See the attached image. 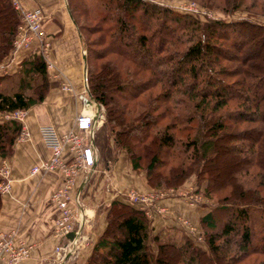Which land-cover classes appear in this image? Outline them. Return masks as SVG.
<instances>
[{
    "label": "trees",
    "instance_id": "16d2710c",
    "mask_svg": "<svg viewBox=\"0 0 264 264\" xmlns=\"http://www.w3.org/2000/svg\"><path fill=\"white\" fill-rule=\"evenodd\" d=\"M222 1L226 15L249 2L246 8L264 18V0ZM98 2L101 11L89 21L103 57L112 58L96 70H89L92 51L74 23L87 96L103 108L107 137L133 171L144 161L148 188H175L194 175L202 193L220 203L200 219L206 250L183 238L179 245L159 241L152 254L144 213L112 200L82 264H264V23L200 22L146 0ZM66 3L72 14L78 11L72 0ZM17 18L8 0H0V62L12 47ZM26 64L24 77L40 79L35 97L22 92V80L24 87L11 95L0 92V113L42 102L44 65ZM18 131L14 121L0 123V158ZM225 212L229 221L218 229L215 221Z\"/></svg>",
    "mask_w": 264,
    "mask_h": 264
},
{
    "label": "crops",
    "instance_id": "0c3cea01",
    "mask_svg": "<svg viewBox=\"0 0 264 264\" xmlns=\"http://www.w3.org/2000/svg\"><path fill=\"white\" fill-rule=\"evenodd\" d=\"M47 1L43 4L44 0H21V4L24 9H39L40 16L45 20V33L55 35L61 33V20L68 22L64 0ZM63 11L65 18L61 16ZM62 26L65 28V23ZM76 38L77 34L70 24L68 29L62 31L61 37L52 42L48 56L55 65L50 74L48 93L40 104L29 108L23 120L29 139L23 144H15V156L10 160V193L0 195V235L13 234L14 240L24 241L31 247L28 257L19 264H57L53 249L59 240L52 231L56 211L49 203L48 196L60 185L61 176L58 172L30 176L29 170L49 156L40 138L39 128L48 125L57 133L73 129L76 116L86 109L75 96L84 92L81 49L79 45H71ZM60 82L70 86L71 92H60ZM94 108L91 106L89 110L94 113ZM92 131L89 144L93 149V165L86 173H80L76 182L83 239L76 253L68 255L59 264H82L86 260L93 243L104 229L105 210L114 199V194L123 195L127 193L126 189L132 188L140 193L152 191L143 185L142 175L137 177L129 171V164L124 163L123 159L111 160L112 150L106 141L102 123L94 122ZM184 204L180 199L155 201V208L164 210L160 214H168L155 219V230L157 227L169 228L174 225L173 220L193 221L194 216L202 214L200 209L191 210Z\"/></svg>",
    "mask_w": 264,
    "mask_h": 264
},
{
    "label": "rangeland",
    "instance_id": "374dc122",
    "mask_svg": "<svg viewBox=\"0 0 264 264\" xmlns=\"http://www.w3.org/2000/svg\"><path fill=\"white\" fill-rule=\"evenodd\" d=\"M15 1L18 4L17 9H15L14 6L11 4V0H8L10 7L13 9V11H15L17 13L18 25L16 26L15 34H14V37H13V40L11 43L12 47H11L10 51L8 52V54L0 62V92L1 93L5 94V95H11L12 93L18 91L19 90L18 85L19 84L21 85L22 80H23L25 83V85H24L25 87L21 85L22 87H24L22 92L25 95H31L33 90H35V88L40 84V79L38 76L33 75V74H30L28 77H24V71L28 68L27 64H26L28 61H31L33 59H39L42 62V64L44 65L45 78H46V88L47 89L45 90V94L43 95V99H44V97L48 93L50 74L54 70V65H55L54 61H52V59L51 60L49 59L48 53L51 52V46H52L53 40L56 39L58 36L61 37L62 31L64 29L65 30L68 29L70 24L77 34L76 41L74 40V43L72 42L71 45L72 46H74V45L80 46L82 63H83V68H84L83 70H85V60H84V54H83V50H82V38L78 32L77 26L80 27L84 39L89 44V50L92 51V54H90V56H89V62H88L89 70L90 69H91V71H93L94 69L96 70L98 66L102 65L107 60H110L112 58L111 56L103 57L104 56V53H103L104 50H103L102 46L97 45L100 42V38H99L100 36L98 35V33H96L94 31V29H95L94 23L89 21V20H91L90 18L96 16L97 11H99V12L101 11V9L99 7L100 4H99L98 0H72V3L70 5L76 4V7L78 5L77 9L80 12L86 11V15H84V16H81L82 13H80L78 11H74L73 12L74 14H72L70 12V8L68 7V4L66 3V0H64L65 13L67 15V21L68 22H66V20H65V22H64V20H61V22H60L61 27L59 29V30H61V33H57L55 35L46 34L44 29H43V26L45 24V20L42 19V17L40 16L41 20L39 21L38 31L36 33L26 32L27 36L29 37V40H28L27 44L23 43L22 45H20L19 48L14 47V41H15L16 35H17L16 31L19 27L24 26V24L22 22L23 12L32 11V10L31 9H24L22 4H21V0H15ZM146 1L149 3L155 4L157 6L167 8L170 11L175 12V13H179L182 15H189V16L195 18L196 20H198L200 22L222 21V22L228 23L231 21H236V20L248 18L252 22H255V23H264V18L262 16L254 14V12H257L258 10H254V9L248 10L246 8L248 6L249 2L242 3L241 6L236 11H234L230 15H226L224 13V11L221 9L222 6H220V5H222V2H223L222 0H146ZM47 2H48L47 0H44L43 4H45ZM224 9H226V8H224ZM61 16H63L65 18L64 11L62 12ZM74 19L76 21L77 26L74 23ZM63 23H65V28L62 26ZM68 41H71V39H69ZM43 44H46L47 48H46L45 53L42 55V45ZM94 54H95V56H94ZM136 79H138V78H136ZM63 84H65V83L60 82V84H58V90L60 92H65V93L69 92L70 93L71 92L70 86L65 84V86L68 87L69 90L68 89L64 90L65 86ZM85 90H86V88H85ZM72 92L74 93V91H72ZM32 95H33V97H35L34 94H32ZM82 95H84V94L82 93ZM86 95H87V92H86ZM146 95H148V94H145L144 97H146ZM75 96L78 99L80 94L77 93V94H75ZM36 105H38V104H36ZM81 105H83V104L81 103ZM90 105L94 106V107L97 106V108H101V114H102V111H103L102 106H99V105L95 104L94 102H91ZM94 109H96V107ZM28 110L29 109L20 110V111H23V113H24L23 114L24 118L22 119V123L14 121L12 118L9 117V114H12L13 112L12 113H8V112L0 113V123H4V122H8V121H14V122L19 124V131L17 132V134L15 136L13 145L7 151L5 157L0 158V162H5L8 166L9 178H10V171H11L10 160H12L13 157L15 156V149H16L15 144H18V143L23 144L24 142L28 141V139H29V133L23 125V120L28 115ZM137 111H138V109H136V112ZM96 122L102 123V127L105 130L106 141L110 145L111 150H112L111 160L115 161L117 159L118 160L123 159L124 163H128L129 167H130L129 160H128L125 152L120 150V149H117L114 146L112 140L107 137V129H106V124L104 122L103 115H102V119L100 121L96 120ZM22 125L24 127V130L28 134V137L26 138L25 141L19 139ZM144 164H145L144 161L140 163L138 171H133L131 169V167L129 168V171L132 174H135L137 177H140L139 175H142L141 178L143 180V185L146 186L145 179H144V172H143ZM83 173H86V172H83ZM146 188H148V187L146 186ZM202 188H203L202 186H198L196 184L194 175L189 176L180 186L175 187V188H173V187L172 188H165V189L164 188H162V189H150V188H148L149 190L155 191V193H159V192L163 193V196L161 197V199H166V200L167 199H172V200H179L180 199V200H183V202L185 203L184 206H186V208L191 209V210L200 209L202 211L201 212L202 214L200 216H194L193 221L188 220V219H183L189 225L191 231H189V229H187L184 225H182L180 220H175V221L173 220L174 225L170 226L169 227L170 229L169 228L158 229V227H157L156 228L157 230H155V227H156L154 225L155 219L159 218V217L166 216L168 214H163V215L160 214L161 212L155 208L156 205H154V203H153L152 207L150 209H148L149 213L147 214V216L144 214L148 220L149 227H150L149 240L147 242L150 253H152V254L155 253L156 244L159 241L162 243H173L175 245H179V243L182 242L183 238L188 239V241H190L194 246L198 247L201 251L206 250L205 244L203 242L204 231L206 229L200 223V219L205 214H207L210 210H212L214 207H216L220 202L217 201V198L215 197V195H213V196L211 195L210 197L205 196L202 193ZM126 190H128V191L132 190V191L136 192V190H134L133 188L130 190L129 189H126ZM76 191H77V189H76ZM77 193L79 194V191H77ZM138 193H140V192H138ZM146 193H148V192H146ZM119 196L117 194H114L113 200H117V201L122 202L124 204L132 205L131 203H129L126 200L125 194L119 195ZM158 200H160V199L158 198L156 201H158ZM134 208H136V207H134ZM137 210H139V209H137ZM141 212H143V211H141ZM155 215H157V216H155ZM220 216L221 217H219V218L217 217V221H215L216 227L218 229L221 226V224L229 221L228 212L220 214ZM254 227H255L254 229H257L256 226H254ZM156 235L158 236L157 242L152 239V237H154ZM253 238L257 240V235L254 234ZM253 258L254 257H252V259ZM254 259H255L254 263L262 261L261 257L254 258ZM69 264H72V263L70 262Z\"/></svg>",
    "mask_w": 264,
    "mask_h": 264
},
{
    "label": "built area",
    "instance_id": "2783aa9c",
    "mask_svg": "<svg viewBox=\"0 0 264 264\" xmlns=\"http://www.w3.org/2000/svg\"><path fill=\"white\" fill-rule=\"evenodd\" d=\"M11 4L15 9L18 8L15 0H11ZM40 20V13L37 10L23 12L22 22L24 26L19 27L16 31L15 48H19L23 43L27 44L29 37L26 32L36 33L39 29ZM46 48V44H43L42 55L45 53ZM85 88L84 84V95H80L78 98L86 109L75 118L73 129L57 133L48 125L39 128L40 138L49 152V156L29 170L30 176L48 172H58L61 176L60 185L48 196L49 203L56 211L52 231L59 240V243L53 249L54 260L57 264L63 262L68 255H74L83 239L80 234L79 219L82 215L78 212L80 199L76 191V182L78 175L87 172L93 165V149L89 141L92 137L94 122L102 119L101 108L95 110L94 113L89 110L91 105L88 104L89 98L86 95ZM67 89L68 87L65 86L64 90ZM23 114V111H14L9 114V117L22 123ZM27 137L28 134L22 125L19 139L25 141ZM10 189L8 166L5 162H0V195H8ZM162 196L163 193H155V191L138 193L131 190L125 194L126 200L140 211H143L146 216L149 213L148 209ZM159 211L164 212L163 209ZM180 222L191 231L186 221L181 220ZM68 233L73 234L71 239L66 238ZM30 249L31 247L24 241L14 240L13 234L0 235V262L3 264H19L28 257Z\"/></svg>",
    "mask_w": 264,
    "mask_h": 264
},
{
    "label": "water",
    "instance_id": "95a60500",
    "mask_svg": "<svg viewBox=\"0 0 264 264\" xmlns=\"http://www.w3.org/2000/svg\"><path fill=\"white\" fill-rule=\"evenodd\" d=\"M83 77H84V83H85V70H83ZM88 98H89V97H88ZM91 102H92V100L89 98V100H88V104H90ZM95 107H96V110H97V109H98L97 106H95ZM72 236H73L72 233H68V234L66 235V238L71 239Z\"/></svg>",
    "mask_w": 264,
    "mask_h": 264
},
{
    "label": "bare ground",
    "instance_id": "6f19581e",
    "mask_svg": "<svg viewBox=\"0 0 264 264\" xmlns=\"http://www.w3.org/2000/svg\"><path fill=\"white\" fill-rule=\"evenodd\" d=\"M85 111V110H84Z\"/></svg>",
    "mask_w": 264,
    "mask_h": 264
}]
</instances>
